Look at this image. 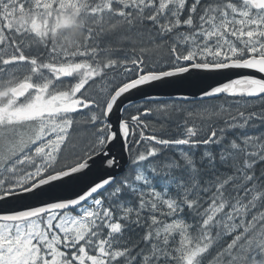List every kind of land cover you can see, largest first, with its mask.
<instances>
[{"label":"snow or ice","instance_id":"obj_1","mask_svg":"<svg viewBox=\"0 0 264 264\" xmlns=\"http://www.w3.org/2000/svg\"><path fill=\"white\" fill-rule=\"evenodd\" d=\"M0 264H264V0H0Z\"/></svg>","mask_w":264,"mask_h":264},{"label":"water","instance_id":"obj_2","mask_svg":"<svg viewBox=\"0 0 264 264\" xmlns=\"http://www.w3.org/2000/svg\"><path fill=\"white\" fill-rule=\"evenodd\" d=\"M163 91L168 92V91H170V90H163Z\"/></svg>","mask_w":264,"mask_h":264}]
</instances>
